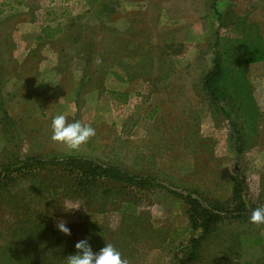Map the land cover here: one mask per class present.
<instances>
[{"label":"rangeland","instance_id":"374dc122","mask_svg":"<svg viewBox=\"0 0 264 264\" xmlns=\"http://www.w3.org/2000/svg\"><path fill=\"white\" fill-rule=\"evenodd\" d=\"M19 1L0 0V242L12 238L10 225L38 223L40 238H62L57 242L65 250L88 237L94 251L111 243L128 264H178L189 255L191 239L202 233L190 227L188 191L205 207L234 210L240 202L234 198L238 182L247 210L264 206V62L248 66L261 115L259 132L244 140L241 156L229 119L211 103L202 81L213 66L217 12L257 22L264 32V0H124L137 2L141 12L126 19L119 6L109 8L112 19L96 26L93 17L74 22L87 9L75 0H29L30 13L20 11ZM44 16L67 25L61 60L70 59L72 47L74 53L80 48L93 53L91 78L71 96H60L68 93L67 86L44 81L49 76L38 87L12 77L32 75L28 69L35 68L36 56L25 65L18 44L32 43L40 31L35 21ZM226 31L220 29L221 36ZM232 37L229 32L228 40ZM119 42L124 50L117 49ZM129 42L137 47L131 49ZM117 50L135 54V61L113 70L142 79L129 97L102 89L105 60L114 61ZM60 113L91 125L95 136L78 150L53 141L51 120ZM233 119L241 127L236 110ZM55 155L117 164L151 175L157 184L120 189L102 183L87 194L77 188V176L61 168L8 176L2 171L28 156ZM129 206L133 210L124 212ZM230 213L220 212L222 221L201 240L199 256L189 264H264V224ZM61 221L71 235L55 233Z\"/></svg>","mask_w":264,"mask_h":264},{"label":"trees","instance_id":"16d2710c","mask_svg":"<svg viewBox=\"0 0 264 264\" xmlns=\"http://www.w3.org/2000/svg\"><path fill=\"white\" fill-rule=\"evenodd\" d=\"M20 0L19 2H22ZM90 7L88 11L78 16V23L84 18L93 17V26L107 23L111 17L109 8L113 9L120 6L124 0H84ZM218 14V28L216 31L215 56L212 68L203 77V89L210 99L211 103L219 106L221 111L227 116L230 125L236 135V150L241 156L244 150V140L253 139L259 132V119L261 109L256 101L251 80L248 75V66L264 62V32L257 22H249L247 19L239 18L236 21L229 19L222 13ZM77 23V22H76ZM226 28L224 36H221L220 29ZM46 37H53L54 32L51 28H46ZM233 33L229 41L227 35ZM228 41V42H227ZM91 46L88 43V47ZM80 53L84 52L82 48L77 49ZM91 50V48H90ZM89 51V50H88ZM88 61V70L93 62L92 52H85ZM89 76V72L86 75ZM85 81V80H84ZM84 83V82H83ZM232 107V108H231ZM237 111L241 119V127L237 126L233 119V112ZM60 158L55 155L49 158L40 156H28L25 159H19V166L13 167L8 164L2 171L4 176L10 173L20 171L32 172V170H43L52 166L56 169L61 168L72 172L77 176V188L90 194L95 186L100 187L102 183L120 186V189H143L153 188L157 181L151 175L133 173L117 164H108L95 158L85 156H63ZM50 172V169L47 170ZM25 172V173H26ZM3 176V177H4ZM239 184H236L234 198L240 201L236 209L217 207L211 209L202 204L201 199L196 198L192 192H187L185 202L189 205L190 227L193 229H202V233L197 238L191 239V250L189 255L179 259L178 264H189L191 260L199 256L200 242L212 231L215 224L222 221L221 211L230 213L233 217L249 218L251 212L247 210L244 201H241L239 195ZM129 205V204H128ZM134 206L125 207L123 211H131ZM16 224L10 225L12 229V238L9 241L0 242V264H65V257L76 251L75 244L81 239L75 241L74 247L65 250L64 243L59 244L62 238H40V224ZM20 230H24V233ZM56 234L62 232L56 231ZM91 243V242H90ZM51 244V247H49ZM61 247L60 250L57 247ZM43 247H47L43 250Z\"/></svg>","mask_w":264,"mask_h":264},{"label":"crops","instance_id":"0c3cea01","mask_svg":"<svg viewBox=\"0 0 264 264\" xmlns=\"http://www.w3.org/2000/svg\"><path fill=\"white\" fill-rule=\"evenodd\" d=\"M76 2L81 3L82 5L85 4L87 6V9L84 10L83 13L88 11L90 5L85 2L84 0H75ZM130 5L126 3H122L118 7V13L121 16H126V19L130 16H135L141 12L140 6L137 5V2H129ZM124 4V5H123ZM34 7L32 4L29 3V0H23L22 4L20 5L19 9L20 11H23L25 13H30ZM42 11V10H41ZM135 11V12H134ZM81 13V14H83ZM131 13H133L131 15ZM4 16H1V20H4L8 17L9 13L8 10L6 13H4ZM79 14V15H81ZM130 14V15H129ZM49 15V13L47 14ZM3 17V18H2ZM78 16H75L74 22H79ZM43 20L35 21V23L40 27V31L34 36L32 43L29 45H25L23 43H19L18 46L20 48V51L18 54L20 57H22V61L25 65H27V60L32 57V55L36 56L37 64L35 65V68H29L28 70L32 73L31 76H12L16 81H19L20 83L25 82H31L36 85V87L40 86L44 81H51L53 82L56 87L59 89L61 86L66 85L68 88V93L65 92V94H61L60 96H71L73 91H80V88L82 87L83 82H85L87 79L89 80L91 76L86 75L88 72H90V69L88 70L87 65L88 61L86 59L85 52H73V47L70 48L72 53L70 54V59L67 61L61 60V54H63V50H66V47L62 45V38L66 35V24L62 22H58L56 24L51 23L46 16L42 17ZM41 18V19H42ZM30 20V19H29ZM83 22V20L81 21ZM51 28V32H54V36L46 37L45 36V29ZM125 30H123L124 32ZM130 45L132 44L129 42ZM123 44V46H122ZM119 42L118 48H121L124 50V43ZM72 46V45H71ZM134 44L130 46L131 49H134ZM68 50V49H67ZM17 54V55H18ZM106 63L109 65L108 69L102 74L103 79V86L102 89H106L107 92H115V95H123L124 97H129L132 94H134L136 90V85L141 83V78H128V76H124L121 72H115L113 70V67L118 66H125L129 63H132L135 61V54L129 56L126 55L123 51L121 53L117 50V55L115 57V60L112 62H109V59L105 60ZM134 63V62H133ZM112 66V67H110ZM51 77L50 80H41L43 77ZM11 77V78H12ZM85 80V81H84ZM127 84V88L125 86ZM34 85V86H35ZM35 87V88H36ZM109 89V90H108ZM113 92V94H114ZM78 94V93H77ZM119 98V97H118Z\"/></svg>","mask_w":264,"mask_h":264},{"label":"clouds","instance_id":"9594fccd","mask_svg":"<svg viewBox=\"0 0 264 264\" xmlns=\"http://www.w3.org/2000/svg\"><path fill=\"white\" fill-rule=\"evenodd\" d=\"M51 139L66 145L71 150H78L91 137L95 136L96 130L89 124H83L79 120L70 121L64 113L53 116L51 120ZM251 223L264 224V206H258L251 212ZM57 228L65 235H71V230L66 223L61 221ZM76 251L65 257V264H128L127 259L122 257L111 243H105L99 250L94 251L90 238L86 237L75 244Z\"/></svg>","mask_w":264,"mask_h":264}]
</instances>
